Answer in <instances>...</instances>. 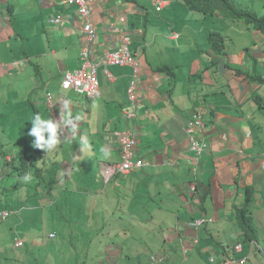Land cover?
I'll return each instance as SVG.
<instances>
[{
    "label": "crops",
    "instance_id": "crops-1",
    "mask_svg": "<svg viewBox=\"0 0 264 264\" xmlns=\"http://www.w3.org/2000/svg\"><path fill=\"white\" fill-rule=\"evenodd\" d=\"M88 4L95 35L89 53L97 67L98 94L88 99L64 92L65 100L55 102L50 114L46 97L56 100L64 72L81 64L79 10L59 0H0V77L11 74L20 86L15 87L24 97L25 115L18 121L30 125L28 132L34 114L54 121L71 119L75 125L62 123L58 129L60 142L44 156L52 152L61 164L47 180L36 182L43 189L35 195L44 194L42 199L58 206L63 191L71 192L62 208L73 205L82 222L77 228L100 236L98 258H90L88 264H117L125 246L126 260L135 259V264H149L150 254L162 255L160 264H175L178 252L183 261L203 252L207 262L210 256L222 261L233 252L241 243L235 215L244 206L249 187L258 240L247 248L242 245L241 253L234 252L237 258L245 257L244 264H264L263 36L240 21L204 18L180 0H88ZM56 18L59 22H54ZM121 35L129 37L128 50L140 66V98L129 121L123 120L122 112L129 105L131 69L101 62L103 51L123 45ZM211 36L219 46L217 52ZM18 58L22 59L13 65L20 66L12 70L11 62ZM5 97L11 102L20 98ZM195 114L205 124L192 132L199 139L196 143L206 144L200 154L191 150L186 133ZM2 119L1 127L14 126L10 117ZM124 129L135 137L136 156L146 165L104 181L102 168L120 161L116 140ZM28 132L23 142L27 147L35 139ZM93 136L100 139L97 147L91 145ZM28 190L32 197L33 189ZM12 204L0 209H13ZM88 208L99 211L90 216L80 213ZM18 214L19 209L13 215ZM198 218L212 221L195 228ZM53 232H48L53 235L48 239L55 238ZM126 233H153L155 252L148 251L152 242L146 246L141 236L134 243L100 239L104 234L108 239ZM16 239L12 247L0 241L3 255L10 256L13 264H49L45 254L44 260L35 257L27 262L17 252L25 242L21 239L22 245L16 246ZM45 244L30 241L31 254L42 246L55 252ZM66 259L57 257L50 264H67ZM81 263L77 258L73 264Z\"/></svg>",
    "mask_w": 264,
    "mask_h": 264
},
{
    "label": "rangeland",
    "instance_id": "rangeland-1",
    "mask_svg": "<svg viewBox=\"0 0 264 264\" xmlns=\"http://www.w3.org/2000/svg\"><path fill=\"white\" fill-rule=\"evenodd\" d=\"M261 3H258V1H251L246 0V2H243L245 4H252L256 13L258 15H262L264 13V1L261 0ZM195 14V13H194ZM196 15V14H195ZM202 15V14H201ZM198 16V15H196ZM203 16V15H202ZM205 18V17H204ZM209 18V17H207ZM220 19V18H216ZM231 21V20H228ZM235 22V21H231ZM241 24V23H240ZM22 59V58H21ZM20 58L16 59L15 61L11 62V68L14 70V68H17L18 63L16 65H13L14 62H19L21 60ZM6 78V79H4ZM4 79V80H3ZM3 80V81H2ZM96 85L98 83L96 82ZM95 85V86H96ZM20 87L17 83V81L14 79V77L11 74L3 75L0 77V96H2V100H0V119L1 117L7 118L10 117L9 124H13L14 126H7L1 127L5 123V121L2 119L0 122V207H7L10 202H12L14 206L10 208H1V210H7L12 212L5 220H0V241L2 244H6L8 246L13 245V241L15 238L17 241L25 242V247L17 249V252L23 253V255L26 256L27 262L29 259L33 258H41V260H46L49 264L54 263L57 257H62L63 259H66L64 257L69 258L70 260L66 259L65 262L67 264H73L76 262V259L78 258L83 263L81 264H88L89 259H97V253L96 249L99 237L96 236L94 233L82 232L81 228H77L78 223H82L79 221L78 218H76V208L73 205H70L68 207L62 208L65 206L66 201V195L72 196L71 192H65L63 191L62 197L59 199L58 206L53 205L51 206L50 202H48L45 198L42 199V197H45L44 194L39 193L36 194V182L33 181V179L38 178L36 174L34 173L35 169L34 167L38 166L40 168V171L43 173L44 176L53 175L55 172L54 168L56 166H60L61 162H59L57 159L54 158L52 152H49V157H45L48 152L42 151L39 149L37 152L33 149L32 146H25L23 144L24 138L27 136L26 131L29 128V124L27 122L23 121L20 124V121H18L20 118H22L25 115V109L22 107V100L24 97H20L22 95V92L19 91L16 87ZM7 87V88H6ZM91 87V86H87ZM80 89L78 91H74V88L71 86H62V83H60L59 87V96L56 98V100L53 99L52 95H49L46 97V105L48 108V113L52 114V110L55 104L62 103L65 100L64 92H70L74 96L84 97L91 99L93 95L98 93L97 86L95 87V90L92 92H87L86 94H81ZM5 94H8V96L13 97H20L19 102H11L8 100L7 97H5ZM128 99L130 102H136L138 98L136 95L131 97L128 94ZM57 102V103H55ZM18 116L17 118L14 117ZM13 116V117H11ZM14 118V121H13ZM17 130L19 133H17ZM119 134H117V140H119ZM98 141H100L99 138L92 137L91 138V145L96 146L99 144ZM203 141V140H202ZM137 143V141H136ZM119 149V145H118ZM22 152H26V155L30 156V161L32 162L30 168L28 166V163L26 164V161L22 163H19V158L24 157ZM18 158V159H17ZM14 159V162L8 165L9 168H11V165H14L15 168L9 172L8 176H5V173L7 172V162L5 160H11ZM53 159V161H52ZM28 160V161H29ZM21 167L24 164V172L20 173L21 179L25 177L26 175L30 176V179L27 181H23L24 183L22 185L19 184L18 181L10 180L12 179L11 176L18 178L19 177V171L16 166ZM26 169V172H25ZM116 173H127V172H121L119 171V163L116 165H107L104 166L101 170V176L104 179V181H107L111 177H113ZM18 180V179H17ZM20 180V179H19ZM39 187V191H42L43 186H37ZM29 188L33 189V196H29ZM64 189V188H63ZM69 191H73L70 188L66 187ZM252 202L249 203L251 205ZM21 207V208H20ZM252 206L250 209V212H252ZM19 209L18 215H13L15 211ZM80 209V213H83L85 215H93L94 213H97L99 209L97 208H88L86 210ZM58 214L63 216L64 218L58 217ZM21 218L22 222H20ZM82 217V215H81ZM79 221V222H78ZM211 219L204 220L197 224V222L193 223V226L195 228L202 226L206 222H211ZM17 228L15 229V227ZM80 227V226H79ZM54 231L53 234L55 236L54 239H48L47 237H50L51 234L48 232ZM258 234V233H257ZM109 234H104V237ZM141 236L144 239V243L146 246H148L149 242H152V244H149L148 251L155 252L154 244H155V235L153 233H146L144 236L142 234L133 235L132 233H126V234H120L117 236L110 235L112 238L105 239L104 237H101L100 239H104L106 242L108 241H116V242H122V241H128V243L136 242V237ZM53 237V235H52ZM51 238V237H50ZM51 240V241H49ZM21 241V243H22ZM30 241L35 242L36 244H45L47 248H54L55 252L51 253L48 252L46 249H43V246L39 249H34L33 254L32 251L29 249ZM42 241H44L42 243ZM22 245V244H21ZM127 247L125 246L122 250V258L118 261L117 264H135L134 260H126L125 255L128 254ZM5 252V249H0V264H13L10 256L3 255ZM12 253V250L9 251ZM258 252V251H257ZM45 254V258L43 259ZM202 254V255H201ZM258 254V253H257ZM156 255L157 257H162V255L157 254H150L148 257H151ZM143 263V258L139 260ZM247 263V262H246ZM264 263V259H263ZM175 264H209L207 262L206 256L203 255V252L200 253V255H196L193 253L190 257H188L187 261H183L182 255L178 252L177 258Z\"/></svg>",
    "mask_w": 264,
    "mask_h": 264
},
{
    "label": "trees",
    "instance_id": "trees-1",
    "mask_svg": "<svg viewBox=\"0 0 264 264\" xmlns=\"http://www.w3.org/2000/svg\"><path fill=\"white\" fill-rule=\"evenodd\" d=\"M190 11H194L197 13L202 14L204 17H214V18H220V19H226L231 21H240L243 22L246 27L249 29H254L258 31L264 38V13L262 15H258L255 11V9L252 7V4H245L242 0H180ZM215 37L211 36L209 40L211 41V46L214 51L219 50V46L214 42ZM223 49V44L221 45ZM264 51V50H263ZM165 72H167L168 75L172 76L173 73L170 71L169 68L163 69ZM24 157L19 158V163H22L26 161V164L28 163V166L30 168L32 162L29 160L30 156L26 155V152H22ZM18 159V158H17ZM29 160V161H28ZM7 163V172L5 173V176H8L9 172H11L15 166L11 165L12 167L9 168L8 165L14 162V159L11 160H5ZM19 164H17L16 168L19 171V177L15 178L11 176L14 181H18L20 185H22L24 179H21L20 173L24 172V164L21 167H18ZM35 171L34 173L38 178L33 179L34 182L41 183V179L47 180L50 175L47 177L43 175V173L40 171V168L38 166L34 167ZM26 172V169H25ZM10 176V174H9ZM52 176V175H51ZM18 179V180H17ZM20 179V180H19ZM36 190L39 189L38 184H35ZM252 188H246L247 195L244 199V206L236 211L235 215V221L238 229L241 232V243L242 245L247 248L252 243H255L258 240L257 233L258 230L255 226V223L253 221V218L251 216L250 212V202H253L251 196H252ZM235 252H233L227 256L225 259L232 260L235 259ZM224 259V260H225Z\"/></svg>",
    "mask_w": 264,
    "mask_h": 264
},
{
    "label": "bare ground",
    "instance_id": "bare-ground-1",
    "mask_svg": "<svg viewBox=\"0 0 264 264\" xmlns=\"http://www.w3.org/2000/svg\"><path fill=\"white\" fill-rule=\"evenodd\" d=\"M59 3L62 5H68V6H76L79 10V17L82 20V29L80 31H82L83 34V50L81 53V64L80 67L76 70H71V71H66L64 72V74L62 75L61 78V82L60 83H64L65 81H75L76 85H81V84H85L84 88L80 89V93L86 94L88 91H90L95 85V83L97 82V78H96V72H97V67L96 65L92 62V55L89 53L90 50V44L93 41L95 35H94V26L91 22V9L90 6L88 4V0H73L71 2H62L61 0H59ZM80 10H83L84 12L89 14V17H86L82 14V12ZM86 18L87 22H88V27H84V21L82 19V17ZM59 18H56L54 20V22H59ZM177 34H174V37H176ZM120 38H123L121 40H125L126 38H129L126 35H121ZM129 42V41H128ZM119 43V42H117ZM129 46V44H128ZM104 60V58L102 59ZM93 73L92 75H89ZM90 84L91 87H87V85ZM97 86V85H96ZM98 88V86H97ZM98 93H96L95 95H93L92 97H95ZM55 107V106H54ZM200 116L198 114H195L193 117H197ZM190 123V122H189ZM198 144H193L190 146L191 150L194 151L196 154H199V150H198ZM260 161H261V166L264 168V154H261L260 156ZM12 212L7 211V210H1L0 211V220L3 221L5 220ZM7 214V215H6ZM21 241H17L15 243L16 246H21ZM254 243H252L251 245H253ZM242 244L238 243L234 246L233 250L236 253H241L242 252ZM186 253V250H184V254ZM213 258L214 261L211 262L208 259V262L211 264H223L227 261H233L234 264H244V258L243 257H239V258H235L232 260H222V261H218L216 260L215 257L210 256L209 258ZM152 258L155 259V262H152ZM152 258H149V264H160L163 262V256L162 257H157V256H152Z\"/></svg>",
    "mask_w": 264,
    "mask_h": 264
},
{
    "label": "clouds",
    "instance_id": "clouds-1",
    "mask_svg": "<svg viewBox=\"0 0 264 264\" xmlns=\"http://www.w3.org/2000/svg\"><path fill=\"white\" fill-rule=\"evenodd\" d=\"M156 7H158L157 4H156ZM124 41H125V46L127 48L128 54L131 56V58L133 60L136 61L137 59L135 57H133L132 54L128 50V38H126ZM118 48H114L113 50H105V51L112 52V51H115ZM105 51H103L102 53H104ZM105 65H111V64H105ZM113 66L129 67L131 69V77H130V81H129V84H128V87H127V90H126L127 100H128V104L129 105H128V108L122 112L123 120L124 121H129V120L134 119V117H135V113L133 111V107L135 106L134 105L135 102H130L129 101V99H128V97H129L128 96V89H129L130 83L132 81H135L134 85L136 87V91H135L134 95H136L137 97H140L139 92H138V89H139V85L138 84H139V78H140V69H139V72H137V74L134 76L132 68L130 66H128V65H113ZM139 68H140V66H139ZM126 112H131V113L134 114V116L128 119V118H126V115H125ZM77 119H78V117H77ZM196 120H199L201 125H199V126L195 125L193 127H190V123H192V122L194 123V121H196ZM30 122H31V128H30V130L28 132V135L32 136V137H35L34 141H32V147L33 148H37V149H42L44 151H52L55 148V146L60 142L59 141V136H58V129H60L62 123L65 124V125L72 124V126L75 127V125L73 124L71 119H69L67 121H54L51 118L44 119V118H42V116L40 114H34ZM190 123H189V125H188V127L186 129V133H187V135L189 137L188 139L190 140V143H192L191 142L192 140L194 142H197L196 140H199V139H196L195 137H192L193 136L192 135L193 128L194 127H198V128L204 129L205 128V124H204L201 116L193 117L192 120L190 121ZM124 132H127V133H129L132 136L131 132L128 129H124L121 133H118V134L120 135V134H122ZM132 139L135 141V137L134 136H132ZM136 155H137V143H136V148H135V159L142 160L141 158L137 157ZM120 162H121V160L119 161V164H120ZM142 162H143V165H141L139 167H135V168H133L131 170H128L126 172L128 173V172H131L132 170L142 168L143 166L146 165L145 161L142 160ZM121 174H123V173H121ZM23 179L25 181H27V180L30 179V176L26 175L25 177H23ZM204 220H208V219H206V218H198V219L194 220L193 223L194 222H198V221L202 222Z\"/></svg>",
    "mask_w": 264,
    "mask_h": 264
},
{
    "label": "built area",
    "instance_id": "built-area-1",
    "mask_svg": "<svg viewBox=\"0 0 264 264\" xmlns=\"http://www.w3.org/2000/svg\"><path fill=\"white\" fill-rule=\"evenodd\" d=\"M62 2H71L73 0H61ZM82 12V14L86 17H89V14L84 12L83 10H80ZM82 17V16H81ZM83 21H84V27H88V22L86 20V18L82 17ZM103 58L104 60H102L101 62L104 64H111V65H128L132 68L134 76L137 74V72H139V64L138 62H136L135 60H133L131 58V56L128 54L127 52V48L125 46V41L124 44L121 45L118 49H116L115 51H105L103 54ZM93 76V73L89 74ZM135 81H132L130 83L129 89H128V94L131 97L134 96L135 91H136V87H135ZM96 85V83H95ZM95 85H93L94 87L88 91L89 93L95 90ZM62 86H71L74 88V91H78L79 88H84L85 84H81V85H76L75 81H65L64 83H62ZM87 86H90V84H88ZM126 118H131L134 116L133 113L131 112H126L125 113ZM199 119V118H198ZM195 125H201L199 120L194 121V123H190V127H193ZM191 145L193 144H198L196 142H194L193 140L191 141ZM200 143L197 145L198 146V150L199 153L205 149L206 144L201 140L199 141ZM118 145H119V153H120V164H119V171L121 172H126L128 170H131L135 167H139L141 165H143L142 160L140 159H135V148H136V142L132 139V136L127 133L124 132L122 134H120L119 136V140H118ZM7 215V214H6ZM201 221H198V223H200ZM50 237H52V235H50ZM209 261L213 262L214 259L211 257L209 258ZM152 262H155V259L152 258ZM223 264H234L233 261H227Z\"/></svg>",
    "mask_w": 264,
    "mask_h": 264
}]
</instances>
